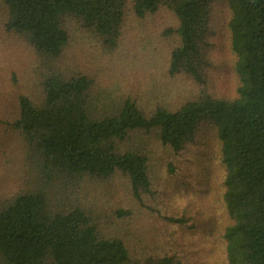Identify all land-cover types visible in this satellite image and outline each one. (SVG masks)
Returning a JSON list of instances; mask_svg holds the SVG:
<instances>
[{"label":"trees","instance_id":"16d2710c","mask_svg":"<svg viewBox=\"0 0 264 264\" xmlns=\"http://www.w3.org/2000/svg\"><path fill=\"white\" fill-rule=\"evenodd\" d=\"M214 225L264 264V0H0V264H206Z\"/></svg>","mask_w":264,"mask_h":264},{"label":"rangeland","instance_id":"374dc122","mask_svg":"<svg viewBox=\"0 0 264 264\" xmlns=\"http://www.w3.org/2000/svg\"><path fill=\"white\" fill-rule=\"evenodd\" d=\"M224 13L220 14V21H224ZM219 49H221L219 47ZM123 68L125 70V72H122L123 74L127 75H132L133 73L131 71H129L125 65H123ZM143 80L145 81V77L143 78ZM139 86H136L135 88H138ZM225 91H222V93H224ZM213 154V153H212ZM216 209H219L217 215H218V225L217 228L221 227L223 224V220H222V207L221 205L217 202V206ZM216 211V210H215ZM225 222V219H224ZM214 231H204L203 232V237L202 240L198 241V245H197V249L198 252L201 251V256L203 257V260L205 261L206 264H226L225 262V257H224V242L221 239H217L215 241V244L213 246V248L211 249V252L208 254L207 252V248L209 246V244L211 245V237L215 236V229H216V225L213 226ZM207 228H205L204 230H206ZM217 231V230H216Z\"/></svg>","mask_w":264,"mask_h":264}]
</instances>
